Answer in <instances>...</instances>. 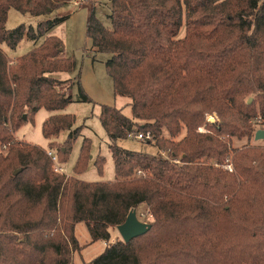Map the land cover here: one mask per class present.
<instances>
[{
	"label": "trees",
	"instance_id": "1",
	"mask_svg": "<svg viewBox=\"0 0 264 264\" xmlns=\"http://www.w3.org/2000/svg\"><path fill=\"white\" fill-rule=\"evenodd\" d=\"M70 1L0 0V44L15 48L24 35L35 39L64 19H43L35 32L24 24L6 30L10 8L41 16ZM108 1L111 27L92 7L86 36L95 51L110 54L104 66L113 95L127 97L131 108L128 117L100 106L112 181L76 176L90 157L88 138L69 176L54 170L46 149L12 135L44 108L52 113L42 134L66 161L81 128L61 112L72 83L57 73L75 65L61 40L47 35L11 63L0 47V264H74L87 245L75 235L78 223L90 243H106L86 264H264V146L231 141L264 128V0ZM74 79L79 101L90 102L79 73ZM65 83L67 92L59 89ZM61 131L68 134L58 146ZM139 132L160 154L117 145ZM103 163L95 159L99 173ZM141 204L150 228L128 242L109 241L110 228Z\"/></svg>",
	"mask_w": 264,
	"mask_h": 264
},
{
	"label": "rangeland",
	"instance_id": "2",
	"mask_svg": "<svg viewBox=\"0 0 264 264\" xmlns=\"http://www.w3.org/2000/svg\"><path fill=\"white\" fill-rule=\"evenodd\" d=\"M95 5V14L99 20L106 27H111L109 20L110 4L108 0H87L81 5L74 4L70 1L61 7L54 9L51 13L32 16L28 13L22 14L10 8L7 14V20L5 29L10 30L20 24H24L26 28L32 27L35 32L37 23L43 19L64 17L62 21L54 25L44 35L38 36L35 39L29 38L24 35L15 48H10L5 42L0 44L1 49L4 51L8 59L13 61L19 56L24 55L34 46L40 44L45 36L53 35L61 40L63 46L64 57H71L74 62V68L70 72L57 73V77L61 79H70L72 87L69 92L72 101L67 104L62 113H68L74 117V123L72 129L81 128L79 135L72 142L71 150L67 156L65 162H61V159L56 155L55 146L51 149L48 148V143L51 139H46L41 130L43 120L52 112L41 108L33 117V121L26 120L22 125L13 132L14 140L26 141L31 144H35L47 151H52L56 155V165L62 168L61 173L66 175H73L74 164L78 158L81 145L84 138L89 139V160L85 170L79 174H75L79 179L95 182V181H112L115 178L114 163L111 152L109 151V137L102 127L99 120V111L101 105H113L120 108L122 113L128 117H131V108L128 104L129 99L127 97L114 96L112 88V80L107 75L104 63L110 57V54L97 52L93 49L91 41L86 36V20L88 16L86 5ZM184 27H181L178 33V37L183 36ZM79 73L80 84L83 90L91 99L90 102L79 101L78 85L74 77ZM69 83H65L60 86V90L66 91L65 88ZM67 92V91H66ZM214 117L215 114L207 115L206 119ZM209 122V121H208ZM258 129H264L259 127ZM199 131H206L204 126L199 128ZM184 130L177 136V139L184 135ZM68 131H61L58 138H56L58 146L67 137ZM134 134V133H133ZM164 136H168L166 132ZM233 146H241L246 142L253 145L258 144L264 146V139L255 140L254 136L249 140L247 137L241 139L231 138ZM56 144V145H57ZM117 145L123 149L134 150L139 152H146L152 154H160V151L154 144L145 142V139H136L132 136H128L124 139H119ZM4 149L0 144V150ZM100 156L104 159L101 173L98 172L94 162L95 159ZM161 156L165 157V153H161ZM226 166L230 164L222 165L226 169ZM136 215L140 217V221L149 223L151 217L144 204L139 205L136 209ZM111 238L119 237L120 235L116 227L110 228ZM75 235L80 244H87L80 252L73 254L74 264H86L93 258L98 256L105 248L106 243L102 240H97L90 243V235L84 223H78L75 227Z\"/></svg>",
	"mask_w": 264,
	"mask_h": 264
},
{
	"label": "water",
	"instance_id": "3",
	"mask_svg": "<svg viewBox=\"0 0 264 264\" xmlns=\"http://www.w3.org/2000/svg\"><path fill=\"white\" fill-rule=\"evenodd\" d=\"M252 100L251 97L247 99V103H250ZM26 116H23L25 119ZM210 123H214V117L208 119ZM254 139L261 140L264 139V129H257L254 132ZM14 173H17L15 171ZM150 228V224L147 222L140 221L136 215L135 209H132L128 212L123 223L116 226V229L124 242L130 241L132 238L144 234Z\"/></svg>",
	"mask_w": 264,
	"mask_h": 264
},
{
	"label": "built area",
	"instance_id": "4",
	"mask_svg": "<svg viewBox=\"0 0 264 264\" xmlns=\"http://www.w3.org/2000/svg\"><path fill=\"white\" fill-rule=\"evenodd\" d=\"M84 1H85V0H74L73 2H74V4H76V5H80V4H82ZM132 135H133V137L136 138V139H151V137H150L149 134H143V133H140V132H139V133H136V134H133V133L128 134L129 137L132 136ZM47 154H48V156L51 158V161L53 162L54 170H55V171H58V172H62V168L56 165V159H57V158H56V155H54L52 151H47ZM226 168H227L228 170H231V166H226ZM149 217H151L150 214H149ZM138 218L140 219V217H138Z\"/></svg>",
	"mask_w": 264,
	"mask_h": 264
},
{
	"label": "crops",
	"instance_id": "5",
	"mask_svg": "<svg viewBox=\"0 0 264 264\" xmlns=\"http://www.w3.org/2000/svg\"><path fill=\"white\" fill-rule=\"evenodd\" d=\"M87 0H85L84 2H86ZM81 5V4H80ZM88 6V7H87ZM86 7H87V12L89 13V10L93 7L94 8V10H95V5H89V3L86 5Z\"/></svg>",
	"mask_w": 264,
	"mask_h": 264
}]
</instances>
